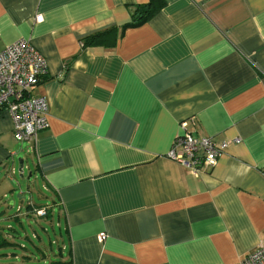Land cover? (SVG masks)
<instances>
[{"label": "crops", "instance_id": "1", "mask_svg": "<svg viewBox=\"0 0 264 264\" xmlns=\"http://www.w3.org/2000/svg\"><path fill=\"white\" fill-rule=\"evenodd\" d=\"M162 1L136 23L150 0H0V52L24 38L47 63L31 90L47 126L25 144L58 229L48 264H233L264 247V0ZM182 121L225 143L201 173L167 156ZM20 150L2 107L0 178ZM11 254L0 264H27Z\"/></svg>", "mask_w": 264, "mask_h": 264}, {"label": "built area", "instance_id": "2", "mask_svg": "<svg viewBox=\"0 0 264 264\" xmlns=\"http://www.w3.org/2000/svg\"><path fill=\"white\" fill-rule=\"evenodd\" d=\"M42 20L36 15L35 22ZM47 74V63L28 39H17L0 52V110L5 107L12 120V133L18 142L31 141L47 126L48 106L44 96L31 95V90ZM225 143L211 136L195 137L187 130L186 121L174 137L167 156L188 167L194 174L215 165ZM44 214L43 209L37 210ZM105 235L99 236L100 240ZM233 264H264V247L243 255Z\"/></svg>", "mask_w": 264, "mask_h": 264}, {"label": "rangeland", "instance_id": "3", "mask_svg": "<svg viewBox=\"0 0 264 264\" xmlns=\"http://www.w3.org/2000/svg\"><path fill=\"white\" fill-rule=\"evenodd\" d=\"M21 148L22 150L14 158L13 174L2 175L0 178V230L4 232H0V234L2 233L12 244L1 247L0 256L2 257V253H12L10 257L16 259L13 261L26 262L27 264H48L54 258L52 253H56L58 248V243H56L58 229L55 221L53 220L51 223L45 213L38 214L37 210L30 212L25 209L26 204L34 205V203L47 209L49 205L46 204H50V200L45 197V195L48 196V193L42 188L41 179L38 176L32 175L27 179L29 171L35 173V170L31 161L32 155L26 152L25 142H21ZM19 158L24 161L23 177L19 176L17 170ZM29 166L30 168H28ZM19 193H23L24 200L19 199ZM15 216H17V220L13 218ZM42 254L45 255L44 258L49 257V259H45L46 261L34 259L35 256Z\"/></svg>", "mask_w": 264, "mask_h": 264}, {"label": "trees", "instance_id": "4", "mask_svg": "<svg viewBox=\"0 0 264 264\" xmlns=\"http://www.w3.org/2000/svg\"><path fill=\"white\" fill-rule=\"evenodd\" d=\"M164 5V2L162 0H150V8H148V10L146 11L145 8H141V7H136V9L134 10V21H137L136 23L148 18V16H150L152 13H154L155 11H157L158 9H160L162 6ZM107 31L101 32V33H96L93 35H89L87 37L84 38L83 43L85 45H92V44H99L102 41H104V37ZM19 199L22 201L24 200V195L23 193L19 194ZM44 209V212L46 214V218H50L51 217V210L50 208L45 209L43 206L37 205V204H26L25 209L29 210L30 212H33L35 210H39V209ZM14 220H17V217H14ZM9 245H12L5 237L0 236V248L1 247H7Z\"/></svg>", "mask_w": 264, "mask_h": 264}, {"label": "water", "instance_id": "5", "mask_svg": "<svg viewBox=\"0 0 264 264\" xmlns=\"http://www.w3.org/2000/svg\"><path fill=\"white\" fill-rule=\"evenodd\" d=\"M18 173H19V176L20 177H23V174H22V171H23V159L19 158L18 159ZM31 176V172H29L28 176H27V179L30 178Z\"/></svg>", "mask_w": 264, "mask_h": 264}]
</instances>
